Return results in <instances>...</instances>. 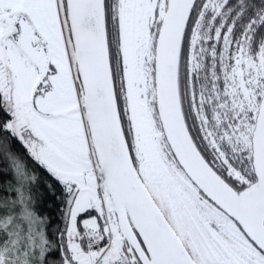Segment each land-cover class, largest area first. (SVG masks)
Segmentation results:
<instances>
[{
	"label": "snow or ice",
	"instance_id": "obj_1",
	"mask_svg": "<svg viewBox=\"0 0 264 264\" xmlns=\"http://www.w3.org/2000/svg\"><path fill=\"white\" fill-rule=\"evenodd\" d=\"M0 264H264V0H0Z\"/></svg>",
	"mask_w": 264,
	"mask_h": 264
},
{
	"label": "trees",
	"instance_id": "obj_2",
	"mask_svg": "<svg viewBox=\"0 0 264 264\" xmlns=\"http://www.w3.org/2000/svg\"><path fill=\"white\" fill-rule=\"evenodd\" d=\"M37 171L41 176L47 178L46 174L41 170L37 169ZM34 195L36 197L38 210L47 218L51 231L54 233L57 229H62L64 225L61 218V202L48 194L43 184L35 189Z\"/></svg>",
	"mask_w": 264,
	"mask_h": 264
}]
</instances>
